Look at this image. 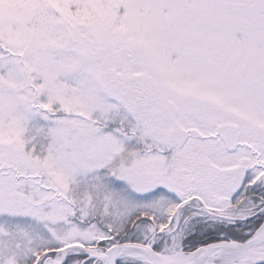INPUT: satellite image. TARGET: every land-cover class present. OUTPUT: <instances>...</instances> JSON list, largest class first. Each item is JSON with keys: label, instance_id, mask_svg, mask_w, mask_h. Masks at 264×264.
Wrapping results in <instances>:
<instances>
[{"label": "snow or ice", "instance_id": "snow-or-ice-1", "mask_svg": "<svg viewBox=\"0 0 264 264\" xmlns=\"http://www.w3.org/2000/svg\"><path fill=\"white\" fill-rule=\"evenodd\" d=\"M0 264H264V0H0Z\"/></svg>", "mask_w": 264, "mask_h": 264}]
</instances>
